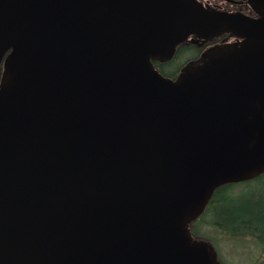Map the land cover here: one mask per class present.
Masks as SVG:
<instances>
[{
  "label": "water",
  "instance_id": "water-1",
  "mask_svg": "<svg viewBox=\"0 0 264 264\" xmlns=\"http://www.w3.org/2000/svg\"><path fill=\"white\" fill-rule=\"evenodd\" d=\"M0 0V264H223L192 224L264 173V0ZM217 43L174 78L155 63Z\"/></svg>",
  "mask_w": 264,
  "mask_h": 264
},
{
  "label": "trees",
  "instance_id": "trees-1",
  "mask_svg": "<svg viewBox=\"0 0 264 264\" xmlns=\"http://www.w3.org/2000/svg\"><path fill=\"white\" fill-rule=\"evenodd\" d=\"M182 51L193 52V49L185 47L177 57ZM176 58L175 67L179 63ZM260 185L261 189L258 188ZM195 223L197 226L192 228V232L196 236L208 235L200 228L206 224L230 239L253 238L264 253V173L249 181L228 183L217 188ZM209 237L215 245L217 238Z\"/></svg>",
  "mask_w": 264,
  "mask_h": 264
},
{
  "label": "rangeland",
  "instance_id": "rangeland-1",
  "mask_svg": "<svg viewBox=\"0 0 264 264\" xmlns=\"http://www.w3.org/2000/svg\"><path fill=\"white\" fill-rule=\"evenodd\" d=\"M224 6H227L226 2L221 3ZM183 57V51L176 58V61L180 59L181 61L188 58V53ZM191 54V53H189ZM183 59V60H182ZM180 63H178L177 67ZM174 66V68H177ZM260 185L258 188L261 189ZM196 223L192 224V228H196ZM200 228L207 232L208 235H204L203 238L209 239L211 237L217 238L215 247L218 251L219 258L223 264H264V253L261 250L259 244L250 237H246L242 240L230 239L228 236L218 232L214 228L202 224ZM212 242V241H211Z\"/></svg>",
  "mask_w": 264,
  "mask_h": 264
},
{
  "label": "flooded vegetation",
  "instance_id": "flooded-vegetation-1",
  "mask_svg": "<svg viewBox=\"0 0 264 264\" xmlns=\"http://www.w3.org/2000/svg\"><path fill=\"white\" fill-rule=\"evenodd\" d=\"M205 4H209L211 6L223 9V10H228V11H242L246 14L249 15H254L252 12L250 6L247 4V0H201ZM222 2H226L227 6L222 5ZM236 37L230 35V34H224L220 36L219 38L215 40H204V39H199L195 36H190L185 42L181 43L176 51L175 56H173L172 59L165 61V62H154L156 67L159 69V71L170 78H174L178 75L180 72L181 68L183 65L188 62L189 60L197 58L202 51H204L206 48L210 47L211 45L217 44V43H224V42H229L235 40ZM192 47L193 52L190 51L188 53V58H185V60L181 61L180 59L178 62L180 63V66L177 68H174V58L177 57L178 52L185 48V47ZM186 52L188 51H183V57L187 54ZM164 71V72H163Z\"/></svg>",
  "mask_w": 264,
  "mask_h": 264
}]
</instances>
